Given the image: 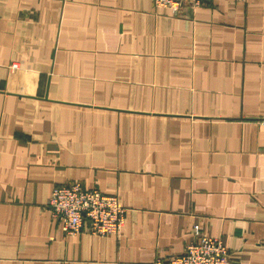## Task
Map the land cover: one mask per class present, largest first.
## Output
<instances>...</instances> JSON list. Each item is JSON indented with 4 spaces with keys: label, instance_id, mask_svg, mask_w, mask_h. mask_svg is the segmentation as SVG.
Returning <instances> with one entry per match:
<instances>
[{
    "label": "crops",
    "instance_id": "crops-1",
    "mask_svg": "<svg viewBox=\"0 0 264 264\" xmlns=\"http://www.w3.org/2000/svg\"><path fill=\"white\" fill-rule=\"evenodd\" d=\"M75 181L119 234L63 231ZM196 226L264 264V0H0V264H154Z\"/></svg>",
    "mask_w": 264,
    "mask_h": 264
},
{
    "label": "built area",
    "instance_id": "built-area-1",
    "mask_svg": "<svg viewBox=\"0 0 264 264\" xmlns=\"http://www.w3.org/2000/svg\"><path fill=\"white\" fill-rule=\"evenodd\" d=\"M177 14L187 5L197 8L208 0H150ZM48 208L52 216L62 223L66 234L83 230L95 236L117 235L125 224L126 207L118 194H109L80 182L54 187ZM154 264H232L231 254L220 238L202 234L194 229V240L181 254L158 258Z\"/></svg>",
    "mask_w": 264,
    "mask_h": 264
}]
</instances>
